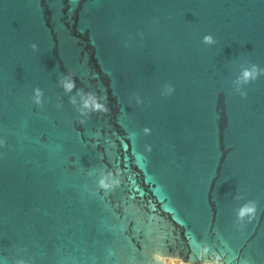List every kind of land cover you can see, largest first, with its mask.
I'll return each mask as SVG.
<instances>
[{
	"label": "water",
	"instance_id": "95a60500",
	"mask_svg": "<svg viewBox=\"0 0 264 264\" xmlns=\"http://www.w3.org/2000/svg\"><path fill=\"white\" fill-rule=\"evenodd\" d=\"M168 259L264 264V0H0V264Z\"/></svg>",
	"mask_w": 264,
	"mask_h": 264
},
{
	"label": "clouds",
	"instance_id": "9594fccd",
	"mask_svg": "<svg viewBox=\"0 0 264 264\" xmlns=\"http://www.w3.org/2000/svg\"><path fill=\"white\" fill-rule=\"evenodd\" d=\"M206 40L211 41V37H206ZM244 75H245V78H248L249 76H251V73L246 71ZM65 87L67 90L70 91L73 87H75V84L73 81H68L65 84ZM37 93H38L37 99H39V89H37ZM85 107H93L94 110L108 111V109L103 104H100L98 101H96L94 97H90L89 100L85 101ZM254 211H255L254 206H245L241 210L240 214L241 216H243L247 213L254 212ZM205 264H219V259H217L216 261H206Z\"/></svg>",
	"mask_w": 264,
	"mask_h": 264
},
{
	"label": "rangeland",
	"instance_id": "374dc122",
	"mask_svg": "<svg viewBox=\"0 0 264 264\" xmlns=\"http://www.w3.org/2000/svg\"><path fill=\"white\" fill-rule=\"evenodd\" d=\"M166 264H185L182 261L179 260H172V259H168Z\"/></svg>",
	"mask_w": 264,
	"mask_h": 264
}]
</instances>
